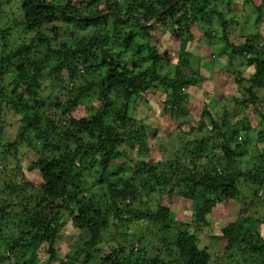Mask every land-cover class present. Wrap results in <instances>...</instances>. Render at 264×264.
I'll list each match as a JSON object with an SVG mask.
<instances>
[{
  "label": "trees",
  "instance_id": "16d2710c",
  "mask_svg": "<svg viewBox=\"0 0 264 264\" xmlns=\"http://www.w3.org/2000/svg\"><path fill=\"white\" fill-rule=\"evenodd\" d=\"M5 1L19 3L21 13L18 20L0 31V141L5 133V111L21 116V127L16 138L8 141L9 153L4 159L9 169L6 172L14 181L5 185L4 198L0 192V264H40L41 258L46 264H90L91 250L99 251L100 264H134L119 260L126 247L99 246L112 226L119 230L135 222L169 221L170 209L160 204L158 211L147 214L136 208L147 204L143 195L155 193L161 198L180 196L186 200L203 195L205 205L197 207L192 226L179 230V238L165 250L171 257L165 260L154 256L136 264H210L212 256L206 248H200L198 233L211 226L214 209L226 202L241 201L242 182L249 185L251 197L260 198L259 193L264 192V164L254 168L255 172L231 170L245 154L241 139L248 128L241 123L233 125L228 118L215 119L206 101L196 121L198 126L187 134L201 135L209 130V138L187 146L185 163L179 157L155 164L148 161L151 137L147 126L136 118L137 103L152 89H157L159 97L171 90L163 100V112L189 115L183 91L190 88L188 73H194V54L188 48L190 44L196 46L192 29L198 25L203 38L224 44L228 69L240 61L252 71L248 79L240 72L235 77L238 85L243 81L250 85L247 92L251 96L237 103L245 109L257 104L259 99L253 90L264 88V35L260 31L264 0L255 5L257 32L241 35L231 30L238 24L237 17H229L238 0L0 3ZM16 30L29 37L10 52L8 40ZM160 36L170 45L157 44ZM172 52L177 55L176 78L164 74L165 65L172 64ZM94 76L97 81L91 79ZM82 77L90 79L77 86ZM46 81L57 84L61 91L48 103L40 94ZM98 86L100 108L96 114L72 116ZM114 94L118 103L111 101ZM109 118L119 125L111 126ZM259 137L264 142V132ZM28 147L43 151L26 174L18 163L20 151ZM127 147L137 152L135 159L129 156ZM216 151H221L222 157ZM202 161L208 166L198 168ZM243 215L228 224L219 239L239 243L242 257L249 258V262L243 259L245 264H264L259 221ZM68 227L87 234L81 251L86 253L83 262L76 254L74 258L58 256L56 246ZM121 239L127 243L124 237Z\"/></svg>",
  "mask_w": 264,
  "mask_h": 264
},
{
  "label": "rangeland",
  "instance_id": "374dc122",
  "mask_svg": "<svg viewBox=\"0 0 264 264\" xmlns=\"http://www.w3.org/2000/svg\"><path fill=\"white\" fill-rule=\"evenodd\" d=\"M261 1L252 0L251 4H245L243 0L237 1V4L232 7L229 14V17H237L236 21H238L237 25L231 27L233 34L241 35L243 32L254 34L257 32L255 5H260ZM9 3L11 2L0 3V31L13 24L20 17L21 5L19 3ZM128 20L129 18L126 21ZM214 25L218 27L217 22ZM76 29L78 30L79 28ZM192 31L195 35L196 46L195 44H190L188 51H192L194 54L191 59V68L194 73L187 72L186 82L190 84V88L183 91L186 94L184 107L188 108L189 115L165 114L163 112V100L167 99L171 90H166L165 95L159 97V94L156 93L157 89H152L143 98H140L137 103L139 109L137 110L136 118L147 126L148 134L151 137V152L148 161H152L155 164L158 162L168 163L180 157L184 163L186 162V158L189 155L187 146L190 143L200 141L202 138L208 139L211 134L209 130L204 131L201 135L187 134L190 128L198 126L197 118L201 117L204 102L207 101L208 108L215 119L228 118L231 124L241 123L248 128L245 134H242L243 138L241 139L245 143V154L231 167V170L235 168L246 172L254 170V168L264 164V142H261L259 137V133L264 132V88H254L253 90L259 99L257 104L250 106L249 109L241 107L237 101H240L241 98L251 99L247 92L250 85L243 80L242 84L238 85L235 77L240 72L244 79H248L252 71L240 61L234 68L228 69L226 66L227 58L224 55L225 53H223L224 44L203 38L202 30L198 25H194ZM260 31L264 35V21L261 23ZM12 35L8 40V50L10 52L18 49L24 43L26 37H29V35L17 30ZM161 37L157 38V44L162 46L170 45L167 40H164V42ZM173 41L172 39L171 46L175 48V41ZM172 53V64L168 63L165 65L164 74L169 75L171 78H176L177 55L175 52ZM89 79V77L79 78L77 86L86 84ZM91 79L97 81L98 77L94 76ZM98 89L99 86L90 95L85 105H81L72 116L80 118L96 114L97 109L100 108V102L97 98ZM40 94L41 98L48 103L55 96L60 95L61 91L57 84L46 81L41 88ZM115 97L117 98L118 96L114 94L111 98L112 102L117 101ZM226 113L228 114L225 115ZM3 116L5 133L0 141V192L2 193V198L6 196L3 192L6 189L5 185L9 184L10 180L14 181L9 178L10 176L6 172L9 169L8 163L4 160L9 153L7 148L8 141H13L16 138L21 127V116L14 115L9 111H5ZM108 121L111 126L117 127L119 125L113 122V118H109ZM42 151L41 148L28 147L22 149L19 154L20 162L18 163L20 170L28 174L29 166L39 159ZM127 152L129 156L135 159L137 152L134 154L130 147H127ZM216 153L218 157L223 155L221 151H216ZM12 163L16 165L17 161L15 163V160H13ZM222 165L225 166V162H222ZM202 166H208V164L205 161L198 162L197 167ZM131 167L134 169V164H131ZM28 176L30 177V175ZM240 187L242 190V202H226L217 206L211 215V226L198 233L200 248H206L212 256L210 264H245V259H248L249 262L248 257H242V246L239 243L229 244L227 240L219 239L228 224L235 222L240 214L244 213L243 217L245 219L259 221L258 227L264 238V192L259 193L258 197L260 198H254L251 197L253 192L248 191L249 185H245L242 182ZM206 197L209 198V195H206ZM202 198L203 195L201 198L197 197L194 200H186L180 196H164L161 198L158 193L149 197L143 195V200L147 204H138L136 206L140 213L156 212L158 211V204H160L170 209L172 218L165 223L135 222L129 228L124 229L122 227L119 230L112 226L105 233L103 244L99 248L105 249L106 246L126 247V251L120 253L119 260L123 262L130 261L134 264L140 260H147L145 262H148L154 256H161L166 260L171 256L165 253V250L170 248L179 238V230L185 231L189 229L192 226L194 211L197 207L205 205V201ZM166 227H169V229L167 230ZM121 236L127 240V243L121 239ZM86 240L87 234H81L71 227L66 228L56 246L58 256L61 259H65L66 257L74 258L76 254V257L83 262L86 253L81 251L85 247L84 242ZM131 252H133V255H131ZM77 253H80L81 256L78 257ZM90 253L93 256L90 264H100L99 251L91 250ZM39 263L46 264L45 258H41Z\"/></svg>",
  "mask_w": 264,
  "mask_h": 264
},
{
  "label": "water",
  "instance_id": "95a60500",
  "mask_svg": "<svg viewBox=\"0 0 264 264\" xmlns=\"http://www.w3.org/2000/svg\"><path fill=\"white\" fill-rule=\"evenodd\" d=\"M127 20V19H126Z\"/></svg>",
  "mask_w": 264,
  "mask_h": 264
}]
</instances>
